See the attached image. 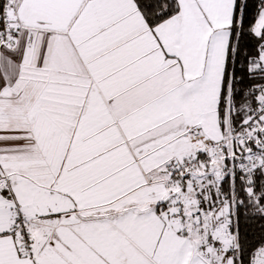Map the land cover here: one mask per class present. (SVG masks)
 Returning <instances> with one entry per match:
<instances>
[{"label": "snow or ice", "instance_id": "snow-or-ice-1", "mask_svg": "<svg viewBox=\"0 0 264 264\" xmlns=\"http://www.w3.org/2000/svg\"><path fill=\"white\" fill-rule=\"evenodd\" d=\"M0 264H264V0H0Z\"/></svg>", "mask_w": 264, "mask_h": 264}]
</instances>
